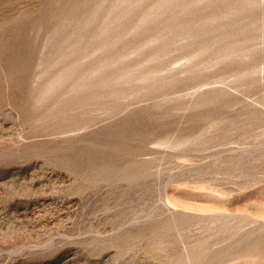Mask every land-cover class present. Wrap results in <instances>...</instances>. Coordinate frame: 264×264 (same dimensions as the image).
<instances>
[{"label":"rangeland","instance_id":"1","mask_svg":"<svg viewBox=\"0 0 264 264\" xmlns=\"http://www.w3.org/2000/svg\"><path fill=\"white\" fill-rule=\"evenodd\" d=\"M0 264H264V0H0Z\"/></svg>","mask_w":264,"mask_h":264}]
</instances>
